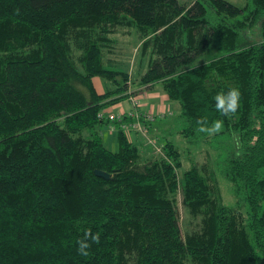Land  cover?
I'll list each match as a JSON object with an SVG mask.
<instances>
[{
    "label": "trees",
    "instance_id": "obj_1",
    "mask_svg": "<svg viewBox=\"0 0 264 264\" xmlns=\"http://www.w3.org/2000/svg\"><path fill=\"white\" fill-rule=\"evenodd\" d=\"M246 2L0 0V264H264V0ZM123 29L147 56L132 85H160L186 145L219 151L233 205L171 141L144 158L118 128L117 152L105 147L103 111L138 93L107 58ZM230 88L241 102L228 118L214 97ZM201 117L224 126L199 133ZM180 189L201 218L186 236ZM89 228L100 243L82 257Z\"/></svg>",
    "mask_w": 264,
    "mask_h": 264
},
{
    "label": "rangeland",
    "instance_id": "obj_2",
    "mask_svg": "<svg viewBox=\"0 0 264 264\" xmlns=\"http://www.w3.org/2000/svg\"><path fill=\"white\" fill-rule=\"evenodd\" d=\"M192 1L194 0H178L180 4H189ZM225 1L238 7H242L247 3L246 0ZM115 39L117 41L116 45L112 48V52L107 54V58L114 60L116 64H121L119 67L120 69L124 71L129 70L132 74L131 82L134 79L138 80L139 78L137 75L143 74L146 71L145 65L147 62V56H142L141 54L137 32L134 30L123 29L115 36ZM208 58H210V54L207 56V59ZM95 84L99 92H105V89H102V87H104L103 80L96 79ZM158 90L161 95H164L160 85L158 86ZM140 101L144 105L150 104L145 93H143ZM167 105L168 110L165 112V117L162 119L157 118L153 124L154 131H158L157 134H152V136L154 138H161L163 143L166 140L171 141L182 151L181 159L183 170H188L192 165H195L201 169L204 175L205 173L206 175L212 174V177L218 186L219 198L221 199L222 204L227 206L233 205L236 202V199L232 195L231 187L220 176V172L217 167L219 151H216L212 147H208L204 144L194 147L187 146L185 140H183V138L178 134V128L181 124L180 106L178 103L171 101H168ZM101 134L105 147L112 152H117L116 134H112L109 131L108 126L102 128ZM135 144L141 147L139 143L135 142ZM147 156L148 155L145 153L144 157ZM177 207L179 211V222L182 234L186 236L194 233L199 228L201 218L194 217L189 208L185 206L181 189L177 194Z\"/></svg>",
    "mask_w": 264,
    "mask_h": 264
},
{
    "label": "crops",
    "instance_id": "obj_3",
    "mask_svg": "<svg viewBox=\"0 0 264 264\" xmlns=\"http://www.w3.org/2000/svg\"><path fill=\"white\" fill-rule=\"evenodd\" d=\"M117 66H121V64H117ZM128 72L130 73V71L128 70ZM143 73V71H142ZM132 74L130 73V80ZM138 77V75H137ZM96 79L99 78H95L94 79V85L95 88L97 90L98 93H101L98 91L97 87H96ZM101 80V79H100ZM131 85L133 84V81L131 82ZM158 86L156 85L153 88H151L150 90L146 89V88H138L136 85H132L129 88V93H133V92H137L138 93L134 96L129 97L127 100L120 102L118 104H115L113 106L108 107L107 109H105L103 111L104 116L105 117H111V116H115V117H120V116H128L129 114H131L132 112H134L135 110H137L139 113L144 114V115H148L151 116L152 121L148 123L147 127H148V139L152 140L154 142V145L157 146L161 151H162V146H163V141L161 140V138H154L152 136V134H157L158 130L154 131V127L153 124L155 123L157 118H164L165 116V112L168 110V105L167 102L170 101L166 94L164 93V91L162 90L164 95H161L159 90H158ZM105 83H104V87H102V89H105ZM143 93H145V95L147 96V100L150 102V104L144 105L142 104L141 97L143 95ZM136 103V107L135 104ZM152 102V103H151ZM162 132V130H161ZM112 134H116V133H112ZM102 136V134H101ZM128 140L135 144L139 143L140 144V148L143 150V155L146 153L148 156L144 157V158H151L154 156H160L163 155L162 152L157 153L155 148L153 147V145H150L148 143L147 138L143 137L142 135H140L137 132H129L126 134ZM136 145V144H135ZM117 147V146H116Z\"/></svg>",
    "mask_w": 264,
    "mask_h": 264
},
{
    "label": "clouds",
    "instance_id": "obj_4",
    "mask_svg": "<svg viewBox=\"0 0 264 264\" xmlns=\"http://www.w3.org/2000/svg\"><path fill=\"white\" fill-rule=\"evenodd\" d=\"M215 109L223 117L234 116L240 107L241 93L237 88H230L226 92L217 93L214 97ZM197 131L209 136L218 134L223 126L224 121L217 119L209 123L207 117H201L196 121ZM101 234L99 232L93 233L91 229L85 230L83 237L77 241L76 251L82 257L90 255V249L93 244L100 243Z\"/></svg>",
    "mask_w": 264,
    "mask_h": 264
},
{
    "label": "built area",
    "instance_id": "obj_5",
    "mask_svg": "<svg viewBox=\"0 0 264 264\" xmlns=\"http://www.w3.org/2000/svg\"><path fill=\"white\" fill-rule=\"evenodd\" d=\"M135 107L136 103L134 102ZM109 119V131L111 133H116L117 129L123 131L125 134L129 132H137L143 137L147 138L148 143L150 145H153L157 153H160L161 150L154 145V142L152 140L148 139V123L152 121L151 116L144 115L139 113L137 110L129 114L128 116H120V117H115L111 116L108 117Z\"/></svg>",
    "mask_w": 264,
    "mask_h": 264
},
{
    "label": "water",
    "instance_id": "obj_6",
    "mask_svg": "<svg viewBox=\"0 0 264 264\" xmlns=\"http://www.w3.org/2000/svg\"><path fill=\"white\" fill-rule=\"evenodd\" d=\"M95 175L99 178H102L104 180H108L109 179V175L108 174H105L103 172H100V171H95Z\"/></svg>",
    "mask_w": 264,
    "mask_h": 264
}]
</instances>
